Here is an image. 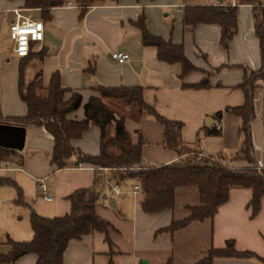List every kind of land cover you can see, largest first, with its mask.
Instances as JSON below:
<instances>
[{"label":"crops","instance_id":"1","mask_svg":"<svg viewBox=\"0 0 264 264\" xmlns=\"http://www.w3.org/2000/svg\"><path fill=\"white\" fill-rule=\"evenodd\" d=\"M176 1H105L88 7L79 19L80 7L74 0L52 7L49 17L43 16L40 9L25 8L23 0H0L2 114H26L27 107L18 93L21 62L25 83H29L26 69L35 63L33 72L41 70L44 87L49 84L52 72L58 71L61 85L69 90L64 93V99L74 92L81 95V105L67 114L69 119L84 117L83 105L89 97L99 96L96 89L100 86H139L146 104L164 118L182 123L180 139L193 150V153L178 155L165 147L163 125L127 105L123 112L125 128L133 143L138 139L142 141V168L171 164L198 155L239 169L248 166L247 161L238 155L242 141L241 121L225 108L243 104L245 96L239 83L244 75L262 68L263 77L255 80L252 91L254 117L250 122V136L255 164L264 169V50L261 51L255 35L252 5H237L235 31L223 46L218 24L185 25L182 11L186 5L227 6L231 5V0ZM15 8H20L25 16L40 20L44 26V39L32 43L29 57L16 56L13 42L11 52L3 46V42L10 39L9 24L15 18ZM167 8L172 11L159 15ZM151 10L157 13L154 19L149 17ZM142 15L150 33L182 45L184 55L195 70L181 75L178 62L167 63L159 59L156 47L142 44L140 32L133 24ZM112 51L128 53L129 57L122 63L116 62L110 58ZM40 52L42 56L38 55ZM202 79H207L208 87L188 86ZM206 117L213 119L210 126L204 124ZM207 130H216V133L210 134ZM71 146L75 153L69 158V165L57 168L50 163L52 136L42 125L25 126L24 147L21 151L16 150L21 156L16 155L20 161L5 157L10 159L11 166L0 170L10 173L12 176L8 178L15 183V186L0 185V194H7L8 198L3 201L25 209L17 212L18 221L13 225L12 233L15 239L6 234L7 238L30 240L33 237L29 219L31 211L44 217L65 215L70 211L67 196L79 188L91 186L94 178L102 174L106 176L104 192L107 196L103 193L95 212L110 223V243L99 231L70 240L63 253L64 264H166L169 261L172 264H195L210 248H222L227 244L237 251H250L255 255L249 258L218 257L211 264H264V199L259 211L251 215L248 205L250 189L232 188L229 199L219 206L212 218L193 220L184 227L168 231L164 229L173 221L186 218L190 214L189 207L199 204L200 192L196 186L176 187L171 207L145 212L140 208L142 196L139 188L135 189L138 184L133 179L117 183L121 194L116 196L110 189L114 182L107 178L108 169L97 170L93 165L77 160L79 154L99 153L100 130L97 126H90L72 139ZM80 162L83 165L76 166ZM40 180L45 185L44 192L39 187ZM6 186L12 191L7 188L6 192ZM17 188L22 194V204L14 202ZM45 196L51 199L47 200ZM111 201L115 202V207L109 205ZM7 238L6 247L0 253L10 250ZM35 262L36 255L27 253L13 263L0 264Z\"/></svg>","mask_w":264,"mask_h":264},{"label":"trees","instance_id":"2","mask_svg":"<svg viewBox=\"0 0 264 264\" xmlns=\"http://www.w3.org/2000/svg\"><path fill=\"white\" fill-rule=\"evenodd\" d=\"M67 0H23L25 8H37L43 16H50V9L62 6ZM105 1L116 0H74L80 7L78 18L81 19L88 7ZM238 4L252 5L251 14L255 25V35L258 38L261 51L264 50V0H239ZM237 4L227 5H186L183 7L182 21L185 25L198 23L218 24L221 28V44L235 31ZM139 30L141 42L145 46L157 48L159 59L181 65V75L196 68L190 63L183 52L181 44H173L161 36L150 33L145 24L144 16L133 22ZM32 45V44H31ZM30 51L27 56L29 57ZM42 56L43 53H38ZM18 93L27 107L23 116H4L0 110V123L16 126L28 124L42 125L53 138L50 163L57 168L69 165V158L75 153L71 140L79 137L90 126H97L100 130V151L96 155L79 154L77 160L84 163L107 168L108 179L114 183L126 179H133L139 185L142 196L140 208L145 212H155L162 208L171 207L174 203V190L179 186L194 185L199 189L200 202L197 206L189 207L190 214L179 221H173L164 230L173 231L184 227L193 220L212 218L220 205L229 199L232 188H248L251 190L249 207L251 215H255L264 199V169L255 164L252 155L250 136V122L254 117L252 91L255 80L263 77L262 68L244 75L239 87L244 92V102L240 106L226 107L225 111L237 116L241 123L239 132L242 136L238 152L240 158L247 161L248 166L233 169L218 160L194 155L171 164L142 168L141 139L133 143L130 133L125 128L124 114H117L110 108L104 99H121L127 105H134L141 114H147L161 123L164 127L165 147L173 149L178 155L193 153L192 148L180 139L182 123L168 120L161 116L142 98V88L139 86H120L97 88L99 96H91L83 105L84 117L80 120L69 119L67 114L76 110L81 105V95L72 93L64 99V93L69 91L61 85L58 71L52 72L49 84L42 85L40 70L29 83H25L23 64L19 65ZM185 87L187 85L184 84ZM194 88L208 87L207 79L188 85ZM45 88V94L39 95L38 91ZM219 114V113H218ZM112 128V133L110 129ZM216 133V130H207ZM19 152L5 147H0V157H9L20 161ZM20 156L18 158V156ZM138 167L133 169L132 167ZM105 175H97L91 186L79 188L69 194L70 211L63 216L44 217L31 211L29 215L33 237L28 241H13L7 238L10 250L0 253V263H13L18 257L34 253L35 264H64L63 253L70 240L80 239L82 236L94 231L104 233L105 240L110 243V223L95 212L97 201L103 197L106 186ZM15 183L10 178L0 177V185ZM15 203H23L22 194L17 188ZM255 254L250 251H237L231 244L222 248H210L206 256L195 264H211L218 257L249 258ZM166 264H172L170 261Z\"/></svg>","mask_w":264,"mask_h":264},{"label":"built area","instance_id":"3","mask_svg":"<svg viewBox=\"0 0 264 264\" xmlns=\"http://www.w3.org/2000/svg\"><path fill=\"white\" fill-rule=\"evenodd\" d=\"M70 5V3H67ZM232 6L236 5V0H231L230 3ZM15 18L9 24V38L13 42L14 52L18 57H25L28 55L30 51V47L32 43L41 42L44 39V26L40 20L33 19L29 16H25L21 13L20 8L13 9ZM129 57L128 53L112 51L110 53V58L116 62L122 63L126 61ZM83 163L80 162L76 164V166H82ZM11 166V161L8 158H0V170H7ZM101 170H106L107 168H99ZM94 167V169H97ZM133 169H137L138 167H132ZM40 189L44 192L45 185L40 180L39 184ZM139 186L135 185V189H138ZM110 189L113 194L116 196H120L121 190L118 184L112 183L110 185ZM107 196V193L104 194ZM45 199L50 200V196H45Z\"/></svg>","mask_w":264,"mask_h":264},{"label":"rangeland","instance_id":"4","mask_svg":"<svg viewBox=\"0 0 264 264\" xmlns=\"http://www.w3.org/2000/svg\"><path fill=\"white\" fill-rule=\"evenodd\" d=\"M183 1L184 0H177L176 2L184 3ZM191 1H194V0H191ZM238 3H239V0H236L237 5H238ZM170 11H172V8L171 9H169V8L164 9L161 11V13L159 15L162 16L163 14L168 13ZM156 14L157 13H154L151 10L149 17L151 16L154 19ZM167 17L168 16H165V18H167ZM3 46L11 52L12 41L10 39L5 40L3 42ZM34 66H35V63L30 65V68L29 69L27 68L28 70L26 69V81L27 82H30L34 78L35 74L39 71V70H36V72H33ZM96 91L98 93L97 89H96ZM38 94L44 95L45 94V88L42 89L41 91L39 90ZM104 101L117 114H123V112L126 111V108H128L127 104L124 103L121 99H116V98L108 99L107 98V99H104ZM132 106H134V105H132ZM94 167L97 168V166H94ZM97 170H99V169L97 168ZM9 176H12V175H10V173H7V172H0V177L8 178ZM4 188H6V189H4L6 192H7V188L12 191L11 187H9V186L8 187L6 186ZM6 195L7 194H0V251H4V248L6 247V245H5L6 238L8 235H9V237L14 238L12 236V233L14 231L13 225L18 221V213L17 212L18 211L23 212V210H25V209H22L20 207H13L12 204H10L9 202L3 201L4 199H8ZM6 234H8V235H6Z\"/></svg>","mask_w":264,"mask_h":264},{"label":"water","instance_id":"5","mask_svg":"<svg viewBox=\"0 0 264 264\" xmlns=\"http://www.w3.org/2000/svg\"><path fill=\"white\" fill-rule=\"evenodd\" d=\"M211 120H213L211 117H206L204 124L210 126ZM24 139L25 127L0 123V147L21 151L24 147ZM109 205L115 207V202L111 201Z\"/></svg>","mask_w":264,"mask_h":264}]
</instances>
